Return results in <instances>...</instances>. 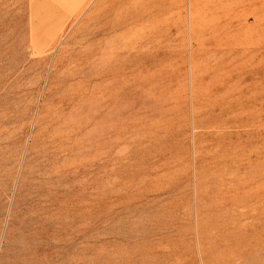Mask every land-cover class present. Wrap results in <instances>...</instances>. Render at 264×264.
I'll return each instance as SVG.
<instances>
[{"label":"rangeland","instance_id":"rangeland-1","mask_svg":"<svg viewBox=\"0 0 264 264\" xmlns=\"http://www.w3.org/2000/svg\"><path fill=\"white\" fill-rule=\"evenodd\" d=\"M0 264H264V0H0Z\"/></svg>","mask_w":264,"mask_h":264}]
</instances>
